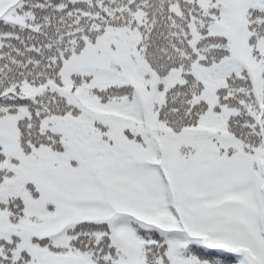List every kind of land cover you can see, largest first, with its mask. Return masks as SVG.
<instances>
[{"label":"snow or ice","instance_id":"1","mask_svg":"<svg viewBox=\"0 0 264 264\" xmlns=\"http://www.w3.org/2000/svg\"><path fill=\"white\" fill-rule=\"evenodd\" d=\"M0 264H264V0H0Z\"/></svg>","mask_w":264,"mask_h":264}]
</instances>
